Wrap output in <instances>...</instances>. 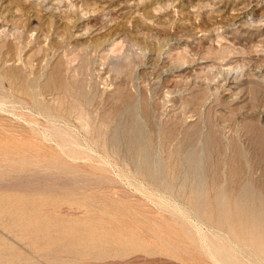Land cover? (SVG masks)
<instances>
[{
    "label": "rangeland",
    "instance_id": "obj_1",
    "mask_svg": "<svg viewBox=\"0 0 264 264\" xmlns=\"http://www.w3.org/2000/svg\"><path fill=\"white\" fill-rule=\"evenodd\" d=\"M263 6L0 0V264H264L250 235L263 231L239 221L245 211L213 203L217 186L233 200L254 167L264 175L250 131L253 121L264 126V52L253 46L264 44V22L256 33L253 21ZM57 69L56 85L44 89ZM72 105L85 107L90 132ZM129 108L171 189L138 170L125 143L110 142ZM191 151L200 154L204 171L193 181L204 197L184 184Z\"/></svg>",
    "mask_w": 264,
    "mask_h": 264
},
{
    "label": "bare ground",
    "instance_id": "obj_2",
    "mask_svg": "<svg viewBox=\"0 0 264 264\" xmlns=\"http://www.w3.org/2000/svg\"><path fill=\"white\" fill-rule=\"evenodd\" d=\"M31 3V2H30ZM248 4V3H247ZM250 5V4H249ZM248 5V6H249ZM246 6V5H245ZM242 7L241 8V10L243 11V9H245L246 7ZM238 7V6H237ZM264 7V6H263ZM247 9V8H246ZM253 9V8H252ZM237 10H240V9H237ZM254 10V9H253ZM258 10V9H257ZM242 11H241V13H242ZM246 11V10H245ZM251 11V10H250ZM249 11V12H250ZM26 13V12H25ZM246 13V12H245ZM56 14H58V13H56ZM250 14L251 13H248L246 16H245V18H247L248 17V15L250 16ZM253 14V13H252ZM260 15H258L259 17H258V19H254L253 21L254 22H256V33L257 32H262V26H260V23H261V25H262V23L264 22V12L262 11V12H260L259 13ZM256 15V16H257ZM251 17V16H250ZM239 18V17H238ZM242 18V17H241ZM240 18V19H241ZM252 19V18H251ZM251 19H249V20H251ZM220 20V19H219ZM222 20V19H221ZM220 20V21H221ZM231 20V19H230ZM229 20V21H230ZM247 20V19H246ZM248 21V20H247ZM221 23V22H220ZM236 23V22H235ZM213 25L215 24V23H212ZM211 24V25H212ZM223 24V23H222ZM228 24V23H227ZM250 24V23H249ZM254 24V23H253ZM204 25V24H203ZM232 25V24H231ZM264 25V24H263ZM205 26V25H204ZM223 25H221V27H222ZM255 26V25H254ZM206 27V26H205ZM205 27H203V28H205ZM208 27V26H207ZM220 27V28H221ZM27 28V27H26ZM223 28V27H222ZM222 28H221V30H222ZM25 29V28H24ZM223 31V30H222ZM219 32V31H218ZM217 32V33H218ZM227 33V32H226ZM249 33V32H248ZM250 33H251V31H250ZM15 35H17V34H15ZM33 35V34H32ZM33 37V36H32ZM223 37H224V35H223ZM173 38H175V36L173 37ZM218 38H221L220 36L218 37ZM170 39V38H169ZM180 39V38H179ZM21 40V39H20ZM170 40H172V39H170ZM174 40V39H173ZM217 40V39H216ZM224 40V39H223ZM218 41V40H217ZM181 42H182V40H181ZM185 42V41H184ZM259 42H260V46H259ZM110 43V42H109ZM176 43H177V41H176ZM183 43V42H182ZM181 43V44H182ZM219 43V42H218ZM230 44L232 43V46L231 47H233V42L231 41V42H229ZM80 44V43H79ZM262 44V45H261ZM219 45H221V44H219ZM223 45V44H222ZM235 45V44H234ZM58 46V45H57ZM169 46V45H168ZM181 46V45H180ZM179 46V47H180ZM253 46L254 47H257V46H259V48L264 52V44L263 43H261V41H258L257 43L255 42L254 44H253ZM76 47V46H75ZM85 46H83V48H84ZM167 47V46H166ZM178 47V46H177ZM231 47H230V49H231ZM86 48V47H85ZM234 48V47H233ZM13 49V48H12ZM80 49H82V47L80 48ZM174 49V48H173ZM172 49V50H173ZM175 49H176V47H175ZM179 48H177L176 50H178ZM186 49V48H185ZM168 50V49H167ZM182 50H184V48L182 49ZM181 50V51H182ZM187 50V49H186ZM233 50H235V49H233ZM232 50V51H233ZM253 50L255 51V50H257V49H254L253 48ZM168 51H170V50H168ZM173 51H175V50H173ZM172 51V52H173ZM181 51H180V55H183L184 53H182L181 54ZM185 51V50H184ZM187 51H189V50H187ZM84 52V51H83ZM86 52V51H85ZM183 52V51H182ZM223 53H225L224 51H222ZM221 52V53H222ZM228 52V51H227ZM234 52V51H233ZM252 52V51H251ZM74 53H76V52H74ZM73 53V54H74ZM138 53V52H137ZM178 53V52H177ZM187 53V52H186ZM229 53V52H228ZM227 53V54H228ZM87 54V53H86ZM168 54H169V52H168ZM172 54H174V52L172 53ZM171 54V55H172ZM215 54V53H214ZM253 54H255V53H253ZM252 54V55H253ZM258 54V53H257ZM264 54V53H263ZM77 55V54H76ZM188 55H190V54H188L187 53V57L189 58V56ZM192 55V54H191ZM205 55V54H204ZM225 55V54H224ZM259 55V54H258ZM72 56H75V54L74 55H72ZM72 56H70V57H72ZM120 57H118V58H121V55H119ZM129 56H132V55H129ZM138 56V55H137ZM178 56V55H177ZM177 56H175V57H177ZM185 56H186V54H185ZM210 56H214L213 54L212 55H209V57ZM222 56V55H221ZM255 56V55H254ZM69 57V58H70ZM108 57V56H107ZM109 57H110V55H109ZM125 57H127V56H125ZM135 57V56H134ZM139 57V56H138ZM142 57H143V55H142ZM150 57V56H149ZM170 57V56H169ZM168 57V59H170ZM174 57V56H173ZM172 57V58H173ZM181 57V56H180ZM196 57V56H195ZM194 57V58H195ZM205 57V56H204ZM207 57V56H206ZM215 57V56H214ZM218 57V56H217ZM224 57V56H223ZM259 57V56H258ZM261 57V56H260ZM113 58H114V56H113ZM116 58H117V56H116ZM122 58H123V56H122ZM129 58V57H128ZM128 58H126V59H128ZM186 58V57H185ZM187 58V59H188ZM228 58V56L226 57V59ZM253 58V57H252ZM256 58V57H255ZM74 59V58H73ZM125 59V58H124ZM123 59V60H124ZM125 59V60H126ZM133 59V58H132ZM143 59V58H142ZM177 59V58H176ZM225 59V58H224ZM225 59V60H226ZM14 60V59H13ZM129 60H131V59H129ZM140 60V59H139ZM180 60H181V58H180ZM184 60V58H182V60L181 61H183ZM186 60V59H185ZM184 60V61H185ZM195 60V59H194ZM196 60H198L197 58H196ZM200 60H202V59H200ZM207 60V59H206ZM221 60H223V59H221ZM256 60H258V59H256ZM117 61V60H116ZM115 61V62H116ZM122 61V60H121ZM132 61V60H131ZM134 61V60H133ZM142 61V60H141ZM173 61H175V60H173ZM177 61H179V60H177ZM188 61V60H187ZM187 61H185V63L187 62ZM135 62V61H134ZM172 62V61H171ZM195 62V61H194ZM203 62V61H202ZM125 63H128V62H125ZM177 63H180V62H177ZM181 63H183V62H181ZM196 63V62H195ZM216 63V62H215ZM103 64H104V62H103ZM114 64V63H113ZM124 64V63H123ZM171 64H173V63H171ZM190 64V63H189ZM194 64V63H193ZM106 65V64H105ZM183 65V64H182ZM181 65V66H182ZM187 65H188V62H187ZM192 65V64H191ZM205 65H207V64H205ZM218 65V64H217ZM238 66H239V64H237ZM260 65V64H259ZM113 66V65H112ZM115 66V65H114ZM174 66V65H173ZM185 66H186V64H185ZM203 66V65H202ZM201 66V67H202ZM215 66V65H214ZM213 64H212V68L211 69H213ZM234 65H232L231 67H233ZM238 66H235V70L236 69H238V68H240L241 69V67H238ZM256 66H258V64L256 65ZM261 66V65H260ZM16 67H17V65H16ZM144 67V66H143ZM177 67L178 66H176V69H177ZM183 67V66H182ZM211 67V65L208 67H206L207 69H209ZM223 67H225V66H223ZM238 67V68H237ZM264 67V66H263ZM112 68V67H111ZM130 68V67H129ZM168 68V67H167ZM187 68V67H186ZM215 68V67H214ZM219 68V67H218ZM244 68V67H243ZM75 69H78V68H75ZM74 69V70H75ZM166 69V68H165ZM173 69V68H172ZM179 69V68H178ZM260 69V68H259ZM258 69V70H259ZM261 69H263V68H261ZM170 70V69H169ZM174 70H175V68H174ZM202 70V69H201ZM206 70V69H205ZM204 70V71H205ZM217 70H220V68L219 69H217ZM222 70V69H221ZM220 70V71H221ZM224 70V69H223ZM228 71H229V69H227ZM78 71V70H77ZM177 71V70H176ZM203 71V70H202ZM201 71V72H202ZM203 71V72H204ZM210 71V70H209ZM212 71V70H211ZM233 71V70H232ZM245 71V70H244ZM244 71H242L244 74H245V72ZM257 71V70H256ZM59 72V70L57 69L56 71H55V76H51L50 78H49V80H48V82L45 84V87H44V89L46 88V89H50V88H52V87H54L55 85H56V82H57V80H58V73ZM167 72H168V70H167ZM221 72H223L224 73V71H221ZM230 72V71H229ZM228 72V73H229ZM235 72V71H234ZM238 72H241V71H238L237 70V73ZM254 72V71H253ZM262 72V71H261ZM116 73V72H115ZM165 73H166V70H165ZM164 73V74H165ZM171 73V72H170ZM206 73H207V70H206ZM209 73V72H208ZM216 73V72H215ZM227 73V74H228ZM250 73V72H249ZM83 74V73H82ZM205 74V73H204ZM210 74V73H209ZM214 74V73H213ZM213 74H212V76H213ZM238 74H240V73H238ZM258 74V73H257ZM202 75V74H201ZM225 75V74H224ZM243 75V74H242ZM198 76V75H197ZM226 76V75H225ZM237 76V75H236ZM159 77V76H158ZM208 77V76H207ZM214 77H215V75H214ZM219 77V76H218ZM217 77V78H218ZM253 77V76H252ZM15 78H16V76H15ZM110 78V77H109ZM216 78V80L214 79V81L217 83H221V85L222 84H227L226 82H228L227 80L228 79H226V80H224V79H217ZM223 78V77H222ZM228 78H229V76H228ZM21 79V78H20ZM105 79V78H104ZM14 80V79H13ZM23 80V79H22ZM106 80V79H105ZM209 80V79H208ZM211 80V79H210ZM17 81V80H16ZM107 81V80H106ZM213 81V82H214ZM200 82V81H199ZM214 82V83H215ZM235 82H237V81H235ZM11 83V82H10ZM234 83V82H233ZM61 84V86L63 87V88H65L66 89V87L62 84V83H60ZM208 84V83H207ZM224 84V85H225ZM228 84H229V82H228ZM22 85V84H21ZM27 85V84H26ZM216 85V84H215ZM219 85V84H218ZM252 85V84H251ZM255 85V84H254ZM40 86V85H39ZM253 86V85H252ZM263 86V85H262ZM21 87V86H20ZM105 87V86H104ZM103 87V88H104ZM208 88V87H207ZM220 88V87H219ZM249 88V87H248ZM251 88V87H250ZM255 88V87H254ZM211 89V88H210ZM213 89H214V87H213ZM239 89V88H238ZM212 90V89H211ZM254 90V89H253ZM256 90H259V89H256ZM20 91V90H19ZM40 91H42V88H40ZM207 91V90H206ZM242 91V90H241ZM33 92V91H32ZM175 92H177V94H178V92L179 91H176L175 90ZM207 92H211V91H207ZM214 92L216 93L217 92V90L215 91L214 90ZM257 92V91H256ZM262 92H264L263 90H262ZM29 93V92H28ZM42 93V92H41ZM69 93V92H68ZM170 93H173V91H168V96H169V94ZM180 93V92H179ZM204 93H206V92H204ZM209 93H208V95H209ZM214 93V94H215ZM259 93V92H258ZM257 93V94H258ZM34 96H37L38 95V92L36 91V92H33L32 93ZM184 94V93H183ZM211 94V93H210ZM252 94V93H251ZM57 95H59V94H57ZM62 95V94H61ZM182 95V94H181ZM183 96V95H182ZM211 96V95H210ZM83 97V96H82ZM81 97V98H82ZM208 97V96H207ZM236 98H237V96H236ZM263 98V97H262ZM73 99V98H72ZM234 99V98H233ZM264 99V98H263ZM67 100V99H66ZM74 100V99H73ZM91 100H93V99H91ZM135 100V99H134ZM77 101V100H76ZM258 101V100H257ZM259 101H260V99H259ZM135 102V101H134ZM134 102H132V103H134ZM249 102H250V100H249ZM38 104V103H37ZM36 104V105H37ZM260 105V104H259ZM250 106V105H249ZM251 107V109L253 108V106H250ZM260 107V106H259ZM43 108V107H42ZM85 108V107H84ZM84 108H83V106L81 107L80 105H72L71 106V108H70V110H67V111H69L71 114H76L77 115V119L79 120V121H81L82 122V124L83 125H85V126H87L88 127V131H89V128H90V126H89V123H88V115L86 114V112H85V110H84ZM256 107H254V109H255ZM258 108V107H257ZM264 108V107H263ZM65 109V108H64ZM250 109V110H251ZM260 109V108H259ZM128 110V109H127ZM129 117L126 119V121L125 122H123V119H122V121H120V122H118V124H117V129L114 131V132H112V133H110L109 135H110V137H109V140H110V142L113 144V145H115L116 146V148H120V146H121V144H123V143H125V145H126V151H127V153L129 154V156L132 158V159H134L135 161V163H136V166H137V169L138 170H140L142 173H144V174H146V175H148L151 179H152V181L154 182V183H156L157 184V186L158 187H163L164 189H167V190H169V189H171V187H172V185H171V183L167 180V179H164V178H162V173L160 172V169H158V170H156L155 169V166L152 164V157H151V155H150V151H149V145H150V142H149V140H148V134L146 135V132H145V130H144V127H143V124L139 121V119L136 117V116H134L133 115V110H132V108H129ZM254 111V110H253ZM263 111V110H262ZM250 112H252V111H250ZM257 112V111H256ZM259 112V111H258ZM261 114H262V112H261ZM184 116V115H183ZM254 117V116H253ZM88 118V119H87ZM247 119V118H246ZM107 120H109V119H107ZM106 120V121H107ZM184 120V119H183ZM50 121V120H49ZM111 121V120H110ZM257 121V120H256ZM256 121H253V125H252V127L250 128V131H253V134H251V142L253 143V145H254V147L256 148V153L258 154L259 152H262V153H264V126H261L259 123H257ZM261 123V122H260ZM90 124H91V122H90ZM99 125H101V124H99ZM104 125V124H103ZM247 126V128H249V126L248 125H246ZM102 127H104V126H102ZM102 127H101V129H102ZM99 128V127H98ZM172 129H173V127H172ZM172 129H170V130H172ZM90 132V131H89ZM176 132V131H175ZM169 133V132H168ZM69 135V134H68ZM150 135V134H149ZM164 135V134H163ZM83 137V136H82ZM171 137V136H170ZM190 138V137H189ZM191 139V138H190ZM207 139H209L208 141L210 142L211 141V137H210V134L208 135V137H207ZM152 140V139H151ZM184 140H186V138H184ZM103 143V142H102ZM104 144V143H103ZM184 146V145H183ZM254 149V148H253ZM152 150V149H151ZM253 153V152H252ZM200 154L198 153V152H196V151H191V152H189V153H187L186 155L184 154V156L185 157H183L182 158V162H183V164L182 165H184V166H186L187 167V170H188V176H186V177H184V184H188V186H189V188H190V191H191V193H192V195H193V197L194 198H199V197H204V196H207L208 194L206 193V189H205V187L203 186V183H198V184H195L194 183V179H195V177L197 178L198 176H199V174L201 175L202 174V172L204 171V169H201L200 168V163H201V159H200V156H199ZM259 157V156H258ZM263 157V156H262ZM258 160H259V158H258ZM261 160V159H260ZM176 161H178V160H176ZM170 163V162H169ZM178 163V162H177ZM254 163V162H253ZM168 164V163H167ZM158 165V164H157ZM177 165V164H176ZM175 168H176V166H174ZM159 168H160V166H159ZM162 169V168H161ZM174 170V169H173ZM179 171V170H178ZM256 171V167H254L253 169H252V173H251V180L249 181V182H245L243 185L242 184H240L241 186L239 187V188H237V190L235 191L237 194H235L236 196H238L237 198H235V199H233V200H230L229 198V195H227V193H226V189L225 190H223L224 188L223 187H219V186H217L216 187V189H218L219 188V190H218V194L214 197V201L215 202H213L214 204H215V206H216V210L217 211H220V212H223V213H225V212H227L229 209H233L234 208V210H236L237 212H246L245 213V216L243 217L242 215L239 217V221H241V223L242 224H245L244 226H247L246 228H248V229H250V230H253V231H256V230H262L263 232L260 234V235H255L254 236V233L253 234H250V235H253V239H252V242H253V245H254V247H256V249H257V251L261 254V255H263L264 256V175H260V174H258V172H257V174H258V176L257 175H255L254 174V172ZM254 174V175H253ZM242 176V175H241ZM242 183V182H241ZM235 187V186H234ZM237 187V186H236ZM210 205V203L209 202H207V203H201V204H199V207L201 208V207H207V206H209ZM157 216V215H156ZM160 219V218H159ZM226 219V221H229L228 220V218H225ZM153 220V219H152ZM194 220V219H193ZM154 221V220H153ZM155 225H156V222L154 223ZM247 229V230H248ZM244 232V231H243ZM249 233H251V232H248V234ZM148 236V235H147ZM239 264V263H238Z\"/></svg>",
    "mask_w": 264,
    "mask_h": 264
}]
</instances>
